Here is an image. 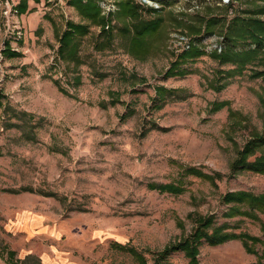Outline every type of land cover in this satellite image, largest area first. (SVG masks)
<instances>
[{
  "label": "rangeland",
  "instance_id": "374dc122",
  "mask_svg": "<svg viewBox=\"0 0 264 264\" xmlns=\"http://www.w3.org/2000/svg\"><path fill=\"white\" fill-rule=\"evenodd\" d=\"M88 4L103 25L81 15ZM157 18L148 49L133 52L137 21ZM67 22L86 32L60 56ZM192 50L200 54L179 57ZM173 62L183 73L164 75ZM254 135L264 137V0H0V264H35L52 251L139 264L112 242L156 264L149 250L188 235L197 216H213L209 230L263 239V211L259 220L228 216L236 204L223 200L227 191L264 193V174L230 172ZM197 259L256 256L233 239L202 242ZM188 260L181 251L167 258Z\"/></svg>",
  "mask_w": 264,
  "mask_h": 264
},
{
  "label": "trees",
  "instance_id": "16d2710c",
  "mask_svg": "<svg viewBox=\"0 0 264 264\" xmlns=\"http://www.w3.org/2000/svg\"><path fill=\"white\" fill-rule=\"evenodd\" d=\"M159 2H165V0H158ZM80 2V1H79ZM129 5V3H125ZM90 5V6H89ZM83 9H81V15L86 18L91 23H103L106 22L104 19L99 17L97 14V10L94 5L88 4L84 5ZM132 11V9H131ZM133 15L136 14L135 11H132ZM159 18L155 20H147L143 23L140 20L137 21L136 27L134 28V33L131 36L130 40V49L134 52L135 50H144L148 45L145 40V36L151 33H154L159 25ZM102 24V25H103ZM86 32V26L81 24H74L72 22H67L65 26V30L61 33L58 38V47L56 53L62 56L63 52H71L72 45H76L77 35L83 34ZM101 32H104V28H101ZM106 37L111 39V32L107 31ZM146 43V44H145ZM72 53V52H71ZM200 52L197 50H192L188 52L182 53L179 57H190L199 55ZM72 55V54H71ZM223 55V54H221ZM178 57V58H179ZM224 58V56H222ZM177 68V62H173L172 66L165 72L164 75H177L182 74L180 70H174ZM264 146V137L261 135H254L245 145L244 147L238 151L237 156L230 163V172L231 175L236 174L237 172L248 171L257 174H264V154L255 155V153L259 150V148ZM251 156H254L253 159H250ZM187 171L195 174L198 177H206L211 178L208 174L203 173L202 171L190 167ZM216 175H220L217 173ZM212 178H214L212 176ZM151 188L158 189L159 191H167L171 193H180L183 191V188L179 185L173 184H160L155 186L150 184ZM223 200L226 203L233 202L236 206L230 208L228 212V216L235 215H244L250 218H254L259 220L260 218L256 215L255 211H263L264 212V193L254 194L245 190H237V191H227L223 195ZM241 205H247L249 208L242 210ZM228 211V210H227ZM195 217V216H194ZM192 214H190V218H194ZM213 224V216H197L195 218V225L193 230L179 240L174 242H169L165 245V247L161 251L149 250L150 253L155 254L157 258L156 264H168L167 258L176 252H184L185 257H187L188 264H198L197 254L198 247L202 242L210 246H215L222 244L226 241L239 239L245 250L247 252L253 253L256 256V260L250 264H264V248L261 252H258L253 248V245L256 243H261L264 241V238L261 239L258 236L251 235L247 232H228L224 231L222 226H215L209 230V228ZM178 225L182 226V222L179 220ZM261 229L264 235V223H260ZM113 249L119 250L121 252L127 251L129 252L138 262L139 264H146V258L138 252L135 248L126 246L117 242H112L110 245ZM7 256H14L15 253L12 250L6 251ZM12 264H17L16 261L12 260Z\"/></svg>",
  "mask_w": 264,
  "mask_h": 264
},
{
  "label": "crops",
  "instance_id": "0c3cea01",
  "mask_svg": "<svg viewBox=\"0 0 264 264\" xmlns=\"http://www.w3.org/2000/svg\"><path fill=\"white\" fill-rule=\"evenodd\" d=\"M17 261V260H16ZM35 264H88L80 256H71V255H55L52 251L50 253H43L33 260Z\"/></svg>",
  "mask_w": 264,
  "mask_h": 264
},
{
  "label": "built area",
  "instance_id": "2783aa9c",
  "mask_svg": "<svg viewBox=\"0 0 264 264\" xmlns=\"http://www.w3.org/2000/svg\"><path fill=\"white\" fill-rule=\"evenodd\" d=\"M142 1H145V2H147V0H142ZM223 1H227V0H223Z\"/></svg>",
  "mask_w": 264,
  "mask_h": 264
}]
</instances>
